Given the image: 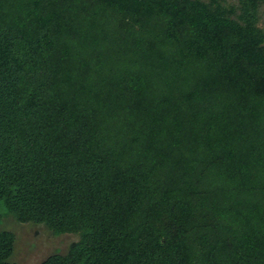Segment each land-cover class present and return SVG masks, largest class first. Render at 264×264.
Instances as JSON below:
<instances>
[{"label": "trees", "instance_id": "1", "mask_svg": "<svg viewBox=\"0 0 264 264\" xmlns=\"http://www.w3.org/2000/svg\"><path fill=\"white\" fill-rule=\"evenodd\" d=\"M4 218L40 264H264V0H0Z\"/></svg>", "mask_w": 264, "mask_h": 264}, {"label": "rangeland", "instance_id": "2", "mask_svg": "<svg viewBox=\"0 0 264 264\" xmlns=\"http://www.w3.org/2000/svg\"><path fill=\"white\" fill-rule=\"evenodd\" d=\"M1 228L15 235L14 251L9 259L11 264H40L54 253H65L76 235H52L43 225L19 224L4 218Z\"/></svg>", "mask_w": 264, "mask_h": 264}]
</instances>
